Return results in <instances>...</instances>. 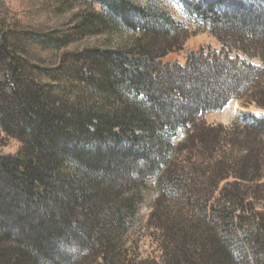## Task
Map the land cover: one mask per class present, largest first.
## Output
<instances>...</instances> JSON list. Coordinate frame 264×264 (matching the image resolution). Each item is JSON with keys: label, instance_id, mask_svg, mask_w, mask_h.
<instances>
[{"label": "trees", "instance_id": "trees-1", "mask_svg": "<svg viewBox=\"0 0 264 264\" xmlns=\"http://www.w3.org/2000/svg\"><path fill=\"white\" fill-rule=\"evenodd\" d=\"M71 1L51 0L52 10ZM90 1L101 10L71 21L73 30L47 32L38 22L24 26L0 0V132L22 143L16 154L0 152V264H125L120 235L148 177L160 194L149 224L162 239L161 264H239L226 235L240 231L245 256L253 243L264 251V213L251 206L248 220L237 214L247 200L240 182L228 181L261 177L264 116L244 114L247 122L229 129L205 120L250 94L247 103L264 109V0H175L222 45L183 58L166 12L138 0ZM104 29L140 37L122 49L70 47L71 31ZM33 41L66 47L69 62L59 69L93 89L96 102L41 82L24 48ZM242 126L253 147L238 158L223 144ZM216 193L224 198L217 206ZM181 203L201 215L185 219L173 208Z\"/></svg>", "mask_w": 264, "mask_h": 264}, {"label": "rangeland", "instance_id": "rangeland-1", "mask_svg": "<svg viewBox=\"0 0 264 264\" xmlns=\"http://www.w3.org/2000/svg\"><path fill=\"white\" fill-rule=\"evenodd\" d=\"M144 5L154 6L158 10L164 11L169 14L177 23L176 36L181 40L184 46V52L181 55L190 53L191 51H198L200 48L220 50L222 45L218 39L209 31L208 26L198 23L190 15L185 13L183 7L175 0H138ZM7 4L12 8L24 26L29 27L31 24L38 25L44 24L41 29L51 31L56 28L68 27L73 30L74 24L71 21L76 20L88 12H99L101 9L94 6L90 0H72L66 3L58 10H52L51 0H6ZM264 6V5H263ZM40 26V27H41ZM176 31V30H175ZM73 34V44L70 46L84 47L86 45H100L103 48L122 49L135 45L140 37V32L129 31L125 29L110 30L104 29L100 34H87L82 37ZM26 54L35 66L37 77L43 83L51 85L57 95H61L70 100H89L96 102L97 94L90 89L88 85L80 83L69 78L61 72V67L68 64V55L65 54L66 47H59L57 45H43L42 43L30 42L24 46ZM75 49V48H74ZM242 58H245L244 56ZM182 60V59H181ZM183 61V60H182ZM255 66H261L262 62L254 60ZM70 64V63H69ZM246 99H233L228 105L220 111H215L206 115L205 120L209 125H222L224 128H231L233 124L240 118L241 121L247 122L244 114L252 113L253 115H263L264 109L256 108V105H250L247 100L251 98V94ZM255 115V116H256ZM241 126V125H240ZM243 126L236 129L239 134H230L226 137L223 145H226L228 153L234 152L235 156L242 158L247 156L250 148L253 145L247 142L245 135H241ZM233 137V138H231ZM184 139V133L180 130L175 142L178 144ZM237 140V142L234 140ZM233 144H236L234 147ZM22 149V143L15 138H12L5 133L0 132V152L7 154H16ZM262 173L261 177L254 182H244L239 179L232 178L228 181L240 182L241 189L247 201L244 200L243 204L236 206L237 214H242L246 220L252 214L251 206L259 214L264 213V158L262 159ZM235 165V164H234ZM239 166L237 171L238 175L235 177L240 178L243 176L244 171ZM254 170V168H253ZM250 170V172H253ZM243 172V173H242ZM154 177H148L146 180L147 189L142 193L141 203L138 205V213L133 221L128 223V228L120 235V246H122V257L126 260L125 264H161L163 250L161 247V237L159 232L154 231L149 224V218L153 211L154 205L159 197V191L155 188ZM226 184V183H224ZM221 185V187L224 186ZM230 190H236L234 187L229 186ZM218 193L215 194L213 202L215 206L219 201H223ZM248 205V206H247ZM174 210L181 213L185 219L190 220L193 217L200 216L201 214L193 210L187 204H180L179 207L173 206ZM245 208V209H244ZM253 211V212H254ZM235 234V233H234ZM232 236L226 235L227 240L233 244V251L240 260L239 264H264V251L255 244L254 249L250 250L245 256L243 253L242 243L246 241V237L240 231ZM238 238V239H237ZM233 240V241H232ZM242 253H240V249ZM124 260V261H125Z\"/></svg>", "mask_w": 264, "mask_h": 264}]
</instances>
